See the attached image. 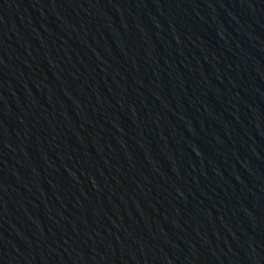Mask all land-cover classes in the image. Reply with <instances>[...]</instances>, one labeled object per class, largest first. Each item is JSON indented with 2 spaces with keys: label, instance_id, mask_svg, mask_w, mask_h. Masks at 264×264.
<instances>
[{
  "label": "water",
  "instance_id": "obj_1",
  "mask_svg": "<svg viewBox=\"0 0 264 264\" xmlns=\"http://www.w3.org/2000/svg\"><path fill=\"white\" fill-rule=\"evenodd\" d=\"M0 264H264V0H0Z\"/></svg>",
  "mask_w": 264,
  "mask_h": 264
}]
</instances>
